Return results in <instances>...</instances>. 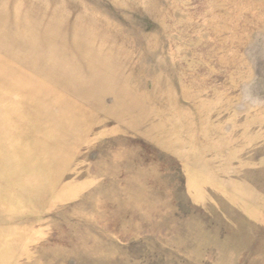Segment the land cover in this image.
Here are the masks:
<instances>
[{
  "label": "rangeland",
  "instance_id": "1",
  "mask_svg": "<svg viewBox=\"0 0 264 264\" xmlns=\"http://www.w3.org/2000/svg\"><path fill=\"white\" fill-rule=\"evenodd\" d=\"M0 264H264V0H0Z\"/></svg>",
  "mask_w": 264,
  "mask_h": 264
},
{
  "label": "bare ground",
  "instance_id": "2",
  "mask_svg": "<svg viewBox=\"0 0 264 264\" xmlns=\"http://www.w3.org/2000/svg\"><path fill=\"white\" fill-rule=\"evenodd\" d=\"M48 13V12H47ZM71 17V16H70ZM69 19V18H68ZM101 23V22H100ZM65 24V23H64ZM76 26V25H75ZM40 31H41V29H40ZM67 34H68V32H67ZM74 34H75V31H74ZM90 34V33H89ZM97 38V37H96ZM51 42V41H50ZM97 43V42H96ZM57 44V43H56ZM101 45V44H100ZM96 47V46H95ZM106 47V46H105ZM104 47V48H105ZM103 48V49H104ZM113 48V47H112ZM109 49V48H108ZM57 50V49H56ZM71 51V50H70ZM116 51V50H115ZM72 52V51H71ZM95 53V52H94ZM29 54V53H28ZM48 54V53H47ZM110 54V53H109ZM112 55V54H111ZM89 56V55H88ZM114 56L112 55V58H113ZM63 61V60H62ZM95 62V61H94ZM102 62V61H101ZM110 62H111V60H110ZM91 63V62H90ZM97 63V62H96ZM108 63V62H107ZM115 66V65H114ZM96 67V66H95ZM113 67V66H112ZM87 68V67H86ZM114 68V67H113ZM73 69V68H72ZM109 70V69H108ZM73 71H75V70H73ZM72 71V72H73ZM76 73H78V72H76ZM28 86V85H27ZM106 87V86H105Z\"/></svg>",
  "mask_w": 264,
  "mask_h": 264
}]
</instances>
